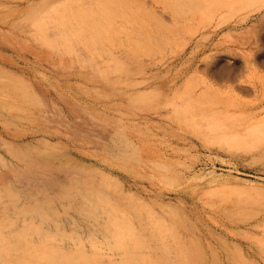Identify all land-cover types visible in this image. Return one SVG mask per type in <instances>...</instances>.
<instances>
[{
	"label": "rangeland",
	"instance_id": "1",
	"mask_svg": "<svg viewBox=\"0 0 264 264\" xmlns=\"http://www.w3.org/2000/svg\"><path fill=\"white\" fill-rule=\"evenodd\" d=\"M262 101L264 0H0L8 232L95 264H264Z\"/></svg>",
	"mask_w": 264,
	"mask_h": 264
},
{
	"label": "bare ground",
	"instance_id": "2",
	"mask_svg": "<svg viewBox=\"0 0 264 264\" xmlns=\"http://www.w3.org/2000/svg\"><path fill=\"white\" fill-rule=\"evenodd\" d=\"M34 53V52H33ZM36 54V53H34ZM39 59L48 57L45 53H38ZM80 96V95H79ZM257 105L256 114L264 111V102ZM5 115V114H4ZM28 173H19L15 180L20 183L23 187L29 186ZM0 210V264H95L90 262L89 255L82 251H68L57 244L49 246L46 244H34L33 245V234L24 233L16 236L8 232L6 220V212ZM175 221V219H174ZM178 222V221H177ZM118 241L117 243H121ZM123 243V242H122ZM182 246H177L178 252H188ZM189 253V252H188ZM175 256V255H174ZM176 257V256H175ZM185 263L192 261L182 260ZM176 262H180L177 258ZM120 264H144L143 262L135 259V256L129 255L128 257L122 258ZM96 264H117L114 261L97 260Z\"/></svg>",
	"mask_w": 264,
	"mask_h": 264
}]
</instances>
